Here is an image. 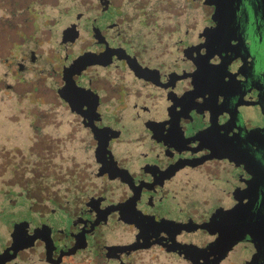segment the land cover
I'll return each mask as SVG.
<instances>
[{
    "label": "flooded vegetation",
    "instance_id": "flooded-vegetation-1",
    "mask_svg": "<svg viewBox=\"0 0 264 264\" xmlns=\"http://www.w3.org/2000/svg\"><path fill=\"white\" fill-rule=\"evenodd\" d=\"M25 13L0 53L31 151L0 177V264H264V0Z\"/></svg>",
    "mask_w": 264,
    "mask_h": 264
},
{
    "label": "rangeland",
    "instance_id": "rangeland-1",
    "mask_svg": "<svg viewBox=\"0 0 264 264\" xmlns=\"http://www.w3.org/2000/svg\"><path fill=\"white\" fill-rule=\"evenodd\" d=\"M42 1L46 0H0V53L5 54L7 43L14 35L13 24L17 21V17H24L26 6H29L31 12L40 10ZM15 94L5 89L0 91V162L3 163L0 168V177L4 184L13 182L15 175L20 176L22 173L26 175V170L23 172L26 166L22 164L24 168L16 167V162L21 159L26 161L31 159V151L18 150L19 146L16 144L19 143L15 144L11 140V133L14 131L12 129L19 119L16 113L21 112L22 106L18 103V98L13 96ZM3 209L0 210L1 218H8L9 214ZM147 264L152 262L148 261Z\"/></svg>",
    "mask_w": 264,
    "mask_h": 264
}]
</instances>
